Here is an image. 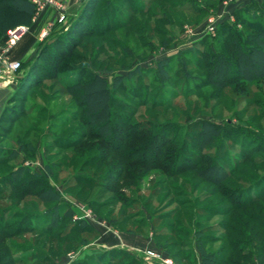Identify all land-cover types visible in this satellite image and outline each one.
I'll list each match as a JSON object with an SVG mask.
<instances>
[{
    "label": "rangeland",
    "instance_id": "rangeland-1",
    "mask_svg": "<svg viewBox=\"0 0 264 264\" xmlns=\"http://www.w3.org/2000/svg\"><path fill=\"white\" fill-rule=\"evenodd\" d=\"M214 2L216 8L213 7ZM220 2L221 0H173L169 6L176 4L179 9L186 11L182 13L171 11L173 19L169 15L168 21L167 15L164 16L156 11L159 12L157 13L159 16H156L157 20L151 26L156 27L158 35H146L140 32L138 35L124 39L119 34L108 36L103 41H96L95 38H87L80 34L76 37L77 43L76 41L72 43L74 44L72 49L68 47L75 57L63 60L64 49H57L53 54L48 55L39 65L38 70L33 73H30L31 67L28 64L25 65L27 62L21 61L22 70L14 80L29 74L31 76L28 79L32 80L35 77L39 84L37 85L33 80L29 90L14 98L16 103L11 105L16 112L14 118L18 119L24 110L25 114H30L18 119L19 124L14 130L21 137L27 129L33 128L30 137L33 138L34 145L38 146V151L36 153H30L28 150L26 153L21 152L17 139H14L12 135L5 136V141L2 142L0 138V146H5L7 149L18 148L20 158L32 172L41 173L47 163L57 162L58 165L53 168V174L57 176L56 187L62 194L61 202L66 204L63 211L72 210L74 212L72 222L83 220L91 226V229L90 233H84L81 236L86 238L88 243L78 247L68 239L69 237L58 236V232L65 229L67 225L70 226L67 224L69 220L62 218L52 235L47 233L50 224L36 222L38 228L36 231L4 240V249L10 252L11 256H4V259H0V264L9 262L11 264H105L106 262L108 264H165L163 261H169V264H201L198 245H201L207 253L215 254L223 247L225 249L228 241L237 238L232 232L234 225L231 220L239 218V212H231L228 216H214L201 210L206 205L215 204L220 199V193L230 194L235 190L246 188L253 181L252 179L246 180L243 176L239 178L236 174L220 185H214L208 182V180L212 181L209 173L204 176L206 178L197 176L193 171H185L182 174L178 172L177 176L172 177L166 169L172 161H179L184 156L182 164L187 162L186 166H192L193 163H199V169L216 165L227 172L233 167L242 172L244 168L240 167V163L248 161L250 169L258 168L261 171L260 174H263L264 84L261 83L259 90L252 88L253 90L247 96L249 99H246L245 95L243 97L234 95L231 89L218 91L214 87H208L196 91L195 84L185 83L180 74L175 76L177 73L175 69L169 73L170 77L175 78L171 87L148 85L153 80L149 72L155 71L157 64L163 60L171 59L172 64L175 65L180 53L195 47L201 41L203 46L197 50L199 55L207 50H213L216 43L212 44L205 40L206 36H210L206 33V27L209 17L212 16L210 12L217 11ZM194 3L206 13L195 10ZM260 3L261 0H256L253 7L255 5L260 7ZM244 6L243 4L242 7ZM100 8L95 12L92 23L97 20ZM79 14L80 12L78 14L72 12L71 15L68 12L67 24L58 26L57 30L67 31L75 24ZM236 28L241 30L242 25L239 24ZM44 40L38 41V45L40 46ZM77 56L79 59L83 57L86 62H91V69L85 67V62L76 61ZM49 59L56 60L57 65L60 64V66L57 67L49 62ZM186 64L192 74L196 73L189 60H186ZM96 72H101V76L110 87H113L116 80L119 88H126L124 91L116 92L117 102L120 101L121 107L114 109L113 116L122 123L117 127L119 132L123 131L125 126L136 127L132 135L135 137L133 140L137 150L125 158L126 160L131 156L133 164L113 167V162L119 160L121 155H110L109 151L107 153L105 151V156H111L110 163L99 165V167L92 165L82 172L79 170L81 162L76 161L70 166L68 159L77 156L79 152L88 153L87 148L90 144H100L103 149L106 147L103 139L100 141L93 139L97 137L94 134L98 133L99 127L85 126L84 111L73 106L69 107L72 97L67 94L68 85L66 84L74 81L85 82ZM131 74L134 75L129 76ZM142 82L145 87L140 89L143 93L146 92L144 93L147 97L145 102H150L153 96L160 102L166 98L165 92H168L171 95L169 105L150 108L149 103L148 108L141 105V100L145 98L143 94L138 96L137 93V98L129 96L130 88L133 86L132 88L138 90ZM0 83L2 84L3 81ZM187 90H190V93H186ZM211 91L214 92L212 95H217V98L210 99ZM32 120L38 122L35 123ZM152 121L160 124L161 131L156 133L147 126ZM204 121L218 126L220 131L213 137L215 140L212 143L200 145L201 128L198 124ZM190 125L195 127L190 128ZM6 126L9 125L6 124ZM144 129L148 131L142 133ZM120 134H117V137H106L107 144L119 142ZM174 134L176 138L172 139ZM67 141L68 143L76 141L81 145L77 150H64L68 146ZM147 142L155 147L151 149L152 154L135 156L136 152L149 148L150 144L145 145ZM56 143L62 146L63 150L55 148ZM131 148L132 145H129V149ZM93 154L91 153L90 156L94 157ZM1 155L4 157L8 154ZM156 155L159 160L158 165L150 167ZM139 156H144V164H141ZM9 157H11L10 154ZM250 161L263 165L258 167ZM6 162L14 167L17 166L11 160ZM112 167L114 170L123 172L122 180L115 181L118 179L116 175L109 177L108 180L112 178L109 182L100 180L101 176L106 175ZM7 172L8 170L0 167V173ZM78 173L84 175L89 173L96 178L90 184L85 181L77 184L74 176ZM262 184L264 186V182ZM78 190H82L83 193L76 198ZM253 191L250 193L259 194V191ZM6 194L10 193L6 192ZM248 195V193L243 194L244 197ZM30 200L38 202L37 199H28L29 202ZM92 200L96 202L95 207L90 206ZM28 201L21 203L19 207L15 205L16 202L8 200L0 202V213L5 210L4 208L11 210L6 214L4 223L9 224L10 232H15L18 227L26 225L22 223V219L26 216L24 214H27L23 213V210L38 213L47 208L45 205L36 204L34 209ZM221 206H227V204L223 202ZM250 210L257 209L251 207ZM105 216L108 217L105 218ZM60 217H62L61 213ZM176 219H179L178 223ZM69 229L70 227L67 230ZM95 230L98 234L94 233ZM119 235L131 239L127 244L136 247L134 250H130L127 246V250L120 249L129 251L135 256L122 254L94 256L112 250L109 248L118 243L122 244L123 241ZM150 250L163 261L145 259L144 252ZM226 253L221 264H228L231 260L236 261L237 264L250 262V257L230 255L228 249ZM252 259L254 260V257Z\"/></svg>",
    "mask_w": 264,
    "mask_h": 264
},
{
    "label": "trees",
    "instance_id": "trees-1",
    "mask_svg": "<svg viewBox=\"0 0 264 264\" xmlns=\"http://www.w3.org/2000/svg\"><path fill=\"white\" fill-rule=\"evenodd\" d=\"M104 1L105 3H103ZM172 1L173 0H145V2L144 0H88L82 7L75 24L67 31H59L57 30L58 26H56L53 32H51L39 46L38 54L33 60L25 63V65L28 64L31 67L30 73H33L38 70L39 65L44 62L45 58L53 54L57 49H64L63 60L75 57L68 49L70 47L72 49L74 45L72 44L73 42L76 41L77 43L78 38L76 37L80 34L87 38H95L96 41H103V39H106L108 36H116L119 34L124 39L138 35L140 32L146 35H158L156 27L153 26V28L151 26L159 16H157V13L161 12L164 16L167 15L166 20L168 21L169 15L172 18L171 11H177V13L186 11L179 9L176 4H171L169 6ZM206 4L209 5L207 2ZM254 4H256V0L251 1L244 7L239 6V8H236L233 12L235 18L233 23L223 22L217 26L214 37L206 36V41H210L212 44L216 43L213 50H207L204 54L199 55L197 50L203 46V42L201 41L195 45V47L180 53L179 59L176 61L175 65L172 64L171 59L163 60L157 64L155 71L149 72V74H152L153 80L148 85L154 84L156 86L171 87L175 82V78L170 77L169 73H172L176 69L177 73L175 76L180 74L185 83L192 82L193 85L195 84L194 87L196 88L194 89H196V91H201V89L208 87H214L218 91L231 89L234 95L238 97H243L245 95V98L249 99L247 96L251 93V90H259L261 83L264 84V0H261L260 7H257V5L253 7ZM193 5H195V10L206 13L198 7L196 3ZM100 6L102 7L100 8ZM213 7H217L215 2L213 3ZM98 8H100L97 16L98 18L92 23L95 17L94 14ZM35 13L36 6L29 0H0V34L2 36L6 35L7 30L15 28L18 25L31 24L32 17ZM239 24L242 25L241 30L236 28ZM59 58H61V56ZM76 58H78L76 61L85 62V67L91 69V62H86L83 57L79 59V56H77ZM186 60H189L193 64L196 73L192 74L187 69ZM49 62L55 65L58 64V62L56 63V60L53 59H49ZM59 66L57 65V67ZM100 73L96 72L94 76H91L92 78L87 79L85 82L74 81L71 84H66V86L68 85V87H66L67 94H70L72 97V103L69 107L73 106L76 109L84 111L83 123L85 126L99 127L98 133L94 134L97 137L93 139H95V141L103 139L106 147L103 149L100 144H90L87 148V151H89L88 153L84 154V152H79L77 156H72L68 159V164L70 166L74 165L76 161L81 162L82 164L79 170L82 172L89 169L92 165H97L99 167V165L110 163L111 156H105V151L106 153L109 151L110 155H121L119 160L113 162V167H125L126 165L133 164L134 162L131 160V156L126 160L125 158L137 150V145L134 144L133 140L135 137L132 135L136 127L125 126L123 131L120 130L121 132H119L117 131V127L118 125L121 126L122 123L113 116L114 109L117 110L121 107L119 104L120 101L117 102L116 92L118 90L124 91L126 88H119L117 85L118 81L116 80L113 87H110ZM133 75L134 74H131L129 76ZM30 76L28 74L19 79L18 88L11 97L9 106L5 109L0 118L1 142L5 141V136L12 135L14 139H17V144L23 153H26L27 150L30 153H36L38 151V146L34 145L35 142H32L33 138L31 139L30 137L34 129H27L21 137L19 133L15 132L14 128L19 124L18 119L30 114H25L24 110L21 112L18 119L14 118V115L16 117V112L13 111L12 107L14 106L11 105L16 103L14 100L15 97H19V94L26 92L32 87L33 80L36 81L37 85L39 84L34 76H32L34 79L29 80L28 77ZM144 85L145 84L142 82L138 90L137 88H132V86L129 96L137 98V93L138 96L143 94L145 98L141 100V105L147 106L148 108L149 103L151 106L150 108L158 106L167 107L169 105V98H171V95H169L168 92H165L166 98L162 99L160 102L157 101L155 96H153L150 102H145L147 99L145 95L146 92H144V94L140 89ZM252 85L254 86L252 87ZM189 91L190 90H187L186 93H190ZM213 93L214 92L210 94L211 96L209 95L210 99L217 98V95H212ZM32 122L37 123L38 121L32 120ZM6 124L9 126L7 127ZM198 125L201 128L199 133L200 145L212 143L215 140L213 137L220 131L219 127L208 121H204ZM147 126H150L151 130L156 133L161 131V126L157 122L152 121L151 124H147ZM192 126L190 125V128L195 127ZM50 128L52 129V125ZM147 131L148 129H144L142 133ZM117 134H120V141L112 145L107 144L106 137H117ZM173 138H176L175 134L172 136V139ZM128 144L132 145L131 149L133 150L129 149ZM66 145L68 146L65 147L64 150H77L81 144H78L76 141H69V143L67 141ZM145 145H149V148L136 152L135 156L152 154L151 149H155L153 144L147 142ZM54 147L63 150L62 146H58L57 143ZM189 148L190 151H192L191 147ZM20 150H18V148L7 149L5 146H0V157H2L1 154H8L0 158V167L8 170L7 173H0V202L4 200L13 203L16 202L17 204L15 205L19 207L21 203L32 198L38 200V202L36 200L28 201L29 204L34 206V209L36 204L39 206L45 205L47 208L38 213L26 209L23 210V213L25 212L27 214H24L26 216L22 219V223L26 225L18 227L15 232H10L11 228H9V224H7L8 226L4 224L6 214L11 212V210L8 208L2 210L0 213V259H4V256H11L10 252L8 253L4 249V240L9 237L15 238L28 232H34L38 229L36 225L40 223L50 224L47 233L52 235L62 218L69 220L70 223L67 222V224L70 226L67 225L65 229L58 232V236L69 237L68 239L78 247L86 245L88 240L86 238H81V236L84 233H90L89 230L91 226L83 220L73 223L72 218L74 212L72 210L63 211V209L66 208V204L61 202L62 194L56 187L57 181L55 179L57 176L53 174V168L58 165L57 162L47 163L44 171L41 173L32 172V170L24 164L25 161L20 158ZM91 153H95L93 154L94 157L90 156ZM9 154L11 157H9ZM85 155L87 156L83 158ZM139 157L138 159L140 162L142 161L141 164H144V156ZM156 157L158 156L156 155L153 157L150 167L158 165L159 160H157ZM183 158L184 156L179 161L171 162L168 169H166L169 172V176H177L178 172L182 174L185 171H193L197 176L206 178L204 176L209 173V178H211L212 181L208 180V182L214 185H220L223 181H226L236 174L239 178L243 176L246 180H253L246 188L241 190H235L230 194L220 193V199L217 200L215 204L202 207L201 211L209 213L210 215L228 216L231 212H239L240 217L231 220L232 225H234L232 232L237 237V240L232 239L228 241V248L226 247L224 249L223 247L224 250L222 249L214 254L207 253L201 245H198V250L201 254V264H221L223 256L227 254V249L230 255L242 256L243 258L250 257V262L240 264H264V186L262 184L264 182V173L260 174L261 171H259L260 169L258 168L250 169L248 161L240 163V167L244 168L242 174L241 171H238V168L233 167V169L231 168V170L227 172L224 168L216 166L215 164H211L215 166H207L203 169L198 168L200 167L199 163L186 166V164H188L187 162H185V164L181 163ZM8 160L13 161L17 166L14 167L12 164H9V162H6ZM250 162L252 164H257L258 167L259 165H263L262 163ZM113 167L109 168L108 173L106 172V175L104 174L101 176L100 180L112 181V178L109 180L108 178L113 175L118 177L115 181L122 180L123 172L121 173L114 170ZM160 167L163 168L161 164ZM156 168H158V166H156ZM96 171L97 170H95V172ZM212 171L213 173H211ZM74 178L77 184H79L80 181H85L90 184L94 182L96 177L89 173H85V175L78 173L75 174ZM51 182H53V184ZM257 188L259 189L257 190ZM255 190L256 192L259 191L258 195L250 193L252 191L255 192ZM6 192L10 194L8 195ZM80 193H83V191L78 190L76 198L79 197ZM247 193L249 195L244 197L243 194ZM223 202L226 203L227 206H221ZM95 203L96 202L92 200L90 206L95 207ZM251 207H255L257 210L251 211ZM60 213L62 217H60ZM107 217L108 216H105V218ZM36 222L37 224H35ZM178 222L179 219H176V223ZM68 227H70L69 230H67ZM94 233L98 234L96 230ZM70 236L76 238H71ZM238 244L240 245L238 246ZM113 254L135 256V254L121 249L108 250L94 256H113ZM251 256L254 257V260ZM8 264H11V262ZM105 264H108V262ZM228 264H237V262L231 260Z\"/></svg>",
    "mask_w": 264,
    "mask_h": 264
},
{
    "label": "built area",
    "instance_id": "built-area-1",
    "mask_svg": "<svg viewBox=\"0 0 264 264\" xmlns=\"http://www.w3.org/2000/svg\"><path fill=\"white\" fill-rule=\"evenodd\" d=\"M36 6V15L39 16L51 9L54 11V21L42 31L41 39H45L55 29L56 26L65 25L68 22V8L61 0H29ZM253 0H221L219 9L210 12L207 21L206 33L212 37L216 34L217 26L222 22L233 23L235 21L233 12L235 7L249 4ZM30 32V27L20 25L10 29L7 32L6 41L0 43V81L5 82L11 78L15 79L17 74L22 70V62L10 59V53L18 43L25 38ZM11 81V80H10ZM144 258L147 260H159L158 255L153 251L144 252ZM163 261V260H159ZM169 264V261H163Z\"/></svg>",
    "mask_w": 264,
    "mask_h": 264
},
{
    "label": "crops",
    "instance_id": "crops-1",
    "mask_svg": "<svg viewBox=\"0 0 264 264\" xmlns=\"http://www.w3.org/2000/svg\"><path fill=\"white\" fill-rule=\"evenodd\" d=\"M61 1L67 6L69 14L72 15V12L75 14H78L80 10L82 9V7L84 6V4L88 0H61ZM54 16H55L54 11L51 9L47 10L46 12H44L43 14L39 16H37L35 13L32 17L31 24L26 25L30 27L29 34L25 38H23L16 47L13 48V50L10 53V59L17 60V61H25V62H29L33 60L36 55V52L38 51L37 50L39 46L38 41L42 40L41 33L49 25V23L54 21L55 19ZM9 30H7V32ZM6 36H7V33L6 35H3V36L0 34V43L2 44L5 43ZM10 80H6L2 84L0 83V118L2 117L5 109L9 106L11 97L16 92L18 85H19V80L15 81L13 78H11ZM119 238L123 241L122 244L118 243L114 247L109 248V249H115V248L116 249L117 248L126 249V246L129 247L130 250L131 249L134 250L136 248L132 246L131 244H127L129 243V241H131V239L124 238L121 235H119Z\"/></svg>",
    "mask_w": 264,
    "mask_h": 264
}]
</instances>
